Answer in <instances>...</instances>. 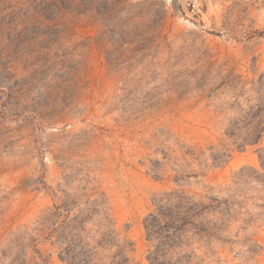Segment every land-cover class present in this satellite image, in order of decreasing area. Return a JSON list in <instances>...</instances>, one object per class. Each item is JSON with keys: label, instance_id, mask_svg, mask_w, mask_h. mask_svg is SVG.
Here are the masks:
<instances>
[{"label": "rangeland", "instance_id": "obj_1", "mask_svg": "<svg viewBox=\"0 0 264 264\" xmlns=\"http://www.w3.org/2000/svg\"><path fill=\"white\" fill-rule=\"evenodd\" d=\"M263 100L264 0H0V264H264Z\"/></svg>", "mask_w": 264, "mask_h": 264}, {"label": "trees", "instance_id": "obj_2", "mask_svg": "<svg viewBox=\"0 0 264 264\" xmlns=\"http://www.w3.org/2000/svg\"><path fill=\"white\" fill-rule=\"evenodd\" d=\"M251 116L253 117V119L249 123H247V125H246L247 128L245 130V135L241 139V144H239L237 146V149H239V150L245 148L246 145L257 143L260 140V138H261L262 132L264 131V126H263L264 105H261L260 107H258L256 112L254 114H252ZM255 119H259V120L255 121ZM229 135H230V137H236V135L232 131L229 132ZM259 158H260L261 166L264 168V157L262 155H260ZM177 219H181L183 223H185L187 221L186 218H183V219L182 218H177ZM174 223L175 222H171L170 224H168V222H166V224H167L166 227L168 229H170V231L173 230L172 231L173 232L172 235L177 239L178 236L174 232L177 231L181 227L180 226L181 224H177L176 225ZM150 233H149V236H150ZM163 250H164L163 243H159L158 242V244L155 246L154 255L151 258V260H152V262L154 264H162L161 262H159V258L162 257Z\"/></svg>", "mask_w": 264, "mask_h": 264}]
</instances>
